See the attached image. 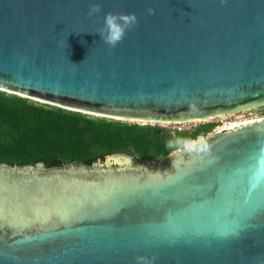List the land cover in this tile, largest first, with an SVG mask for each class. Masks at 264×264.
Instances as JSON below:
<instances>
[{"label":"water","instance_id":"water-1","mask_svg":"<svg viewBox=\"0 0 264 264\" xmlns=\"http://www.w3.org/2000/svg\"><path fill=\"white\" fill-rule=\"evenodd\" d=\"M90 2L0 0V91L144 123L264 107V0ZM107 12L138 17L114 48ZM235 124L155 166L0 164V264H264V117Z\"/></svg>","mask_w":264,"mask_h":264},{"label":"trees","instance_id":"trees-1","mask_svg":"<svg viewBox=\"0 0 264 264\" xmlns=\"http://www.w3.org/2000/svg\"><path fill=\"white\" fill-rule=\"evenodd\" d=\"M208 129L171 136L150 126L93 119L0 92V164L11 167H90L117 153L148 163L168 157Z\"/></svg>","mask_w":264,"mask_h":264},{"label":"rangeland","instance_id":"rangeland-1","mask_svg":"<svg viewBox=\"0 0 264 264\" xmlns=\"http://www.w3.org/2000/svg\"><path fill=\"white\" fill-rule=\"evenodd\" d=\"M3 93H5V92H3ZM5 94L11 95L8 93H5ZM29 101L32 103H35V104L45 105V104L38 103L36 101H32V100H29ZM82 115H85L89 118L98 119V120L113 121V122H119V123H123V124H135L138 126H150L152 128L158 129V130L162 131L163 133L171 135V136H176L177 134H183V133L192 134L194 131H196L198 129H204V128H206V126H209V129L207 130V132L204 136H199L194 141H191V142H184L178 150L170 153L168 157H166L164 159H160V160H154V161H151L148 163H142L141 162L142 164L155 166L157 164H160V163H163V162L169 160L176 153L188 148L191 144H193L196 141L212 134L213 132L219 130L220 128L225 127L226 125L235 124L237 122L245 121V120H249V119L264 117V107L252 108V109L240 111V112H237V113H234L231 115L214 117V118H209V119L201 120V121H192V122H184V123H170V124L117 121V120H113V119H109V118H103V117H99V116H92V115H86V114H82ZM180 127L182 128L181 131L178 130Z\"/></svg>","mask_w":264,"mask_h":264},{"label":"clouds","instance_id":"clouds-1","mask_svg":"<svg viewBox=\"0 0 264 264\" xmlns=\"http://www.w3.org/2000/svg\"><path fill=\"white\" fill-rule=\"evenodd\" d=\"M101 11V4L98 0H92L89 4L88 16L93 17ZM149 14H155V9L148 8ZM138 24V17L135 13L107 12L104 16V24L96 30L101 39L110 47L114 48L127 35V32ZM74 64V63H73ZM137 264H151L147 257L138 256Z\"/></svg>","mask_w":264,"mask_h":264},{"label":"bare ground","instance_id":"bare-ground-1","mask_svg":"<svg viewBox=\"0 0 264 264\" xmlns=\"http://www.w3.org/2000/svg\"><path fill=\"white\" fill-rule=\"evenodd\" d=\"M233 125H236V124H230V125H226L225 127L223 128H227L228 126H233Z\"/></svg>","mask_w":264,"mask_h":264},{"label":"built area","instance_id":"built-area-1","mask_svg":"<svg viewBox=\"0 0 264 264\" xmlns=\"http://www.w3.org/2000/svg\"><path fill=\"white\" fill-rule=\"evenodd\" d=\"M220 129H221V128H220ZM178 130H180V131H181V130H182V128L180 127Z\"/></svg>","mask_w":264,"mask_h":264}]
</instances>
